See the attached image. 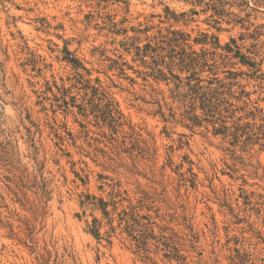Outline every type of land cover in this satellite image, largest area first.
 Segmentation results:
<instances>
[{"label": "rangeland", "instance_id": "374dc122", "mask_svg": "<svg viewBox=\"0 0 264 264\" xmlns=\"http://www.w3.org/2000/svg\"><path fill=\"white\" fill-rule=\"evenodd\" d=\"M167 30L238 75L217 120L137 54ZM0 264H264V0H0Z\"/></svg>", "mask_w": 264, "mask_h": 264}, {"label": "trees", "instance_id": "16d2710c", "mask_svg": "<svg viewBox=\"0 0 264 264\" xmlns=\"http://www.w3.org/2000/svg\"><path fill=\"white\" fill-rule=\"evenodd\" d=\"M190 43L202 45V49L196 51ZM205 45H207V40L204 41L199 38L192 39L189 34L181 31L167 30L166 34L159 33V35L155 36L153 40H150L143 48H138L137 54L141 56V60L154 74L157 81H172L173 79L179 81L180 86L184 88L180 94L184 98V103H188V107L199 109L202 112V116H208L217 120L218 117L216 116H221L232 105L229 103L228 92L234 86V80H236V76L238 75L230 72L224 78L218 77L216 73L218 67L209 64V58L216 55V53H211L207 49H204ZM214 46L220 48L218 42ZM216 47L215 49H217ZM236 57L243 65L252 66L253 64L251 59L245 55L237 53ZM68 62L74 67L80 65L77 59H68ZM175 72L179 74H175ZM205 72H209L212 76L206 80L202 79L201 76ZM181 74L185 75V77H182ZM87 88L93 89L94 93L102 94L106 98L104 93L105 88L101 85L94 87L89 84ZM116 113L120 116L118 118L123 117V114H120L114 108V101L111 99L110 106L105 110L104 114L110 120L109 122L113 128L117 125H122L121 123L118 124ZM202 116L194 112L188 116V119L195 121L194 119L199 120ZM252 117L256 120L254 114ZM238 120L241 121L242 119L239 118ZM234 126L230 128L226 127L228 128V132L225 134H228L234 129L235 132L232 136L236 137L239 126L241 127V125L237 123Z\"/></svg>", "mask_w": 264, "mask_h": 264}]
</instances>
